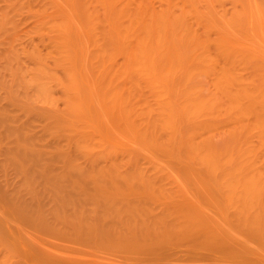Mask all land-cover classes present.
Instances as JSON below:
<instances>
[{
  "label": "bare ground",
  "instance_id": "obj_1",
  "mask_svg": "<svg viewBox=\"0 0 264 264\" xmlns=\"http://www.w3.org/2000/svg\"><path fill=\"white\" fill-rule=\"evenodd\" d=\"M150 1L6 0L0 8V177L23 181L12 209L36 231L62 236L65 248L53 234L54 254L45 243L42 251L0 221V264H41L23 261L17 239L42 264H264V82L233 72L240 57L264 56V2H242L222 25L213 15L214 29L213 12L200 16L196 0H183V14L171 0L160 9ZM24 13L34 24L25 37L16 29ZM219 58L216 84L230 102L198 87L171 95L178 69ZM158 68L165 85L153 77ZM142 80L159 100L156 119L139 96ZM220 115L237 122L223 146L209 130ZM166 181H213L220 197L185 186V198H205L206 207L158 210L165 193L156 184ZM179 246L186 252L176 255Z\"/></svg>",
  "mask_w": 264,
  "mask_h": 264
},
{
  "label": "rangeland",
  "instance_id": "obj_2",
  "mask_svg": "<svg viewBox=\"0 0 264 264\" xmlns=\"http://www.w3.org/2000/svg\"><path fill=\"white\" fill-rule=\"evenodd\" d=\"M171 1L173 4L172 10L176 11L177 13L180 12L183 14L184 13L183 9L185 8L183 0H171ZM196 1H197L196 2V8L198 9V12L200 11L199 15L201 16L203 14L204 16H207L206 13L208 14L209 12L210 13L213 12V14L209 13L211 16V20H210L211 22L209 21V23H212V18L214 15L215 20H217L216 22H218V24H220V25H222L224 22V21L222 22L223 17H225L224 18L225 20L228 17L227 12L231 13L234 10L233 8L237 5L243 4L242 2H244V4H248V3L249 4L252 3L253 5L256 4V6L259 5L262 1L264 2V0H262V1L261 0H224V1H222V3H221V0H196ZM5 2H6V0H0V8H4L6 6ZM81 2H82V0H77V5H80ZM163 2L164 1H161V0H151L149 3L152 4L153 8L155 7V9L156 8L160 9L161 7L166 5V3H164V5H163L162 4ZM258 2H260V3L257 4ZM236 3H238V4H236ZM151 4H150V6H151ZM253 5H251V7ZM239 7L242 8L241 6H239ZM223 13H226L227 17L225 14L223 16ZM24 15L26 16L27 14L24 13L23 16H20V18H19L20 24L17 22L16 29L20 25L22 30L20 31L19 34H20V36L23 35L25 37L26 33L29 36L31 30L34 27L33 26L34 24H32L33 22L30 21L31 18H29L27 16L29 18V19H27V17H25ZM230 16H231V14H230ZM187 17H188V20L192 18L191 15L190 16L187 15ZM217 17H218V19H217ZM207 18H209V17H207ZM214 18H213V20H214ZM215 20L213 21L214 22L213 25L215 26L214 29L217 28ZM28 21H30V22L28 23ZM190 21H192L196 27L202 25V24H199L197 20H195V22H194V17ZM20 27L17 30H20ZM26 27H29V28L27 29ZM201 27L199 29H203ZM24 29L25 30L27 29L28 32L29 31L30 32L28 33L27 30L25 31ZM213 31H215V30H213ZM29 38H31V37H29ZM33 38L36 39V41L33 40L35 43L36 42L38 43L39 41L41 42V40L37 36H34ZM37 38H38V41H37ZM20 39H21V37H20ZM20 39H18V37H17L16 41L18 42V40H20ZM29 41L31 42V40H29ZM29 41L27 42V40H24V43H22V44H26V45L25 46L23 45V47H27V43L28 44L30 43ZM40 44H41L40 47H41L42 51L46 52L47 47L44 46L42 42ZM19 45L21 46V44H19ZM30 45H31V43L29 44V48L32 46V45L31 46ZM247 55L254 57V55H252L250 53L243 56L246 59L245 61H243L242 58L240 57L238 62H237V66L235 68V71L233 70V72L236 74V76L238 78V81L241 80V81H251L252 82L253 80H255L257 82L260 81L261 83L264 82V80L261 78V76H264V70H260L259 68H257L258 64L264 65V56L256 55V58H250V60H247L248 59ZM24 57H26V56H24ZM25 60L29 64L32 63V62H30L31 60L27 57L25 58ZM223 61H224V58H219L218 60H213L209 65L208 64H206V65H194L191 67L186 65L185 67L183 66L182 68L178 69L174 75L175 77H174V81L172 84L173 87L171 88V95H177V96L181 95L182 96L188 88L198 87L200 89V92H201L200 95L203 97L214 96V97H216L217 101L230 102V98L227 95V93L223 89L218 88L217 84H216V78L218 76L219 77L221 76V74H219L217 72L220 70V68H221L220 64H222ZM197 62H199V61H197ZM51 63H52V61H51ZM258 70H260V71H258ZM5 73L7 74L8 72H5ZM160 74H161V68H158L156 76H153V77H155L159 81H161L160 80L161 79ZM7 76H8V74H7ZM150 77H152V76H150ZM162 84L165 85L163 82H162ZM236 86H237V81L235 82V84H233L231 86V88L235 89ZM163 89L167 90V87L165 86V87H163ZM60 93H61L60 90H56L57 96L60 95ZM154 94H155V91L150 87L149 82H148V84H146L145 80H142V86H141L139 96L143 99L146 98L148 100V103L154 109L152 111V113L150 114V116H148L149 119H156L159 116V115H157V109H158V106L160 103H159L158 98H156L154 96ZM60 106H62V103H60ZM236 123L237 122H233V121H225L223 119L222 115H220V117H218V119L215 120V124L213 126L209 127V130H210L213 138L216 140V142L219 145L223 146L232 140L230 130L234 126L237 125ZM161 156L163 157V155H161ZM22 182L23 181H20L18 178H14V176L12 174L10 176H8V179L0 177V221L4 224V226L8 229V231L10 233H13L14 236L20 237L23 240V243L24 242H31L34 239H36L37 241H39V244L38 243L37 244L42 251L43 250L45 251L46 248L43 249V245L41 243H43V244L45 243L46 245L44 244V246L48 247L47 250L54 254V246L56 245V244H54V243H56L54 241H55L56 237H57L56 240H58L59 238H62V236L60 237V236H58V234H55V233H53V234H55L53 236V234H50V233H52L51 231L49 232L47 229L39 228L37 231H40L39 232L40 235H44V239H47V237L49 238L50 236H53V237L56 236L55 239L50 237L54 240L51 239L52 241H50V239H48L49 241L46 240L47 241L46 242L43 239V237L41 238V236L38 235L39 233L36 231L37 228L32 226L30 224V222L27 221V219L24 218L26 220L25 221L23 218H21V216L15 212L14 207L12 209V203H11L12 200H11L10 196H11V194L15 188L22 187ZM156 185L161 186L164 189V193H165L164 199H162L163 196L161 197V201L163 202V204H157L158 210L161 207H165L167 209H170V208L175 209L177 205H182V206H185L188 208L197 207L198 209H192L191 210V211L196 212V211H201L204 207H206L207 202H206L205 198L202 199L203 203L197 202L194 199L192 202L190 199L185 198V195H183L185 186H187L190 191L194 190L195 192H197V189L201 185H203L204 187H207V189H212L214 191V193H216L215 197H217V198L220 197L218 195V192H217L214 184H213V181H212V183L202 182V184L201 183H193V184L190 183L188 185L186 183L182 184V183H177V182L166 181L162 184L157 183ZM195 185H197V188L195 187ZM210 222L215 223V221L211 217H210ZM32 229H35L34 231H36V232H34ZM46 230H47V234H46ZM41 232L42 233L44 232L45 234L44 233L42 234ZM60 240L62 242H59ZM60 240H58L57 242H58V244L61 243L60 245L63 247V245H64L63 240L62 239H60ZM17 241H18L17 243H18L19 254H20V257L23 259V261H25V262L38 261V262H41V264H42L43 260L40 256H37V252H36L37 250L32 251L29 248V246H27V247L24 246L21 243V241L18 239H17ZM50 243H52V244H50ZM58 246L56 245L55 247H58ZM60 247L58 248L59 250H55V251L56 252L58 251V253H60V251L63 250V249L61 250ZM179 248L180 249L176 251V255H181V254L186 252V250H184L185 246H179ZM175 250H173V251H175ZM172 257H174V256H172ZM187 261H191V260H175L174 264H187ZM217 261H223V260H217ZM225 264H227V263H225Z\"/></svg>",
  "mask_w": 264,
  "mask_h": 264
}]
</instances>
